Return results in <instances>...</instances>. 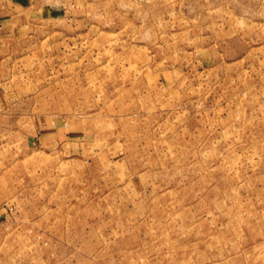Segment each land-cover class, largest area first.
<instances>
[{"label":"rangeland","instance_id":"1","mask_svg":"<svg viewBox=\"0 0 264 264\" xmlns=\"http://www.w3.org/2000/svg\"><path fill=\"white\" fill-rule=\"evenodd\" d=\"M0 264H264V0H0Z\"/></svg>","mask_w":264,"mask_h":264},{"label":"crops","instance_id":"2","mask_svg":"<svg viewBox=\"0 0 264 264\" xmlns=\"http://www.w3.org/2000/svg\"><path fill=\"white\" fill-rule=\"evenodd\" d=\"M17 1H19V0H17Z\"/></svg>","mask_w":264,"mask_h":264}]
</instances>
